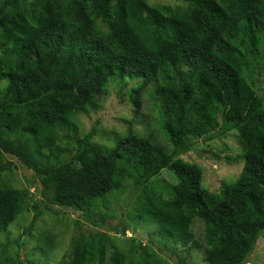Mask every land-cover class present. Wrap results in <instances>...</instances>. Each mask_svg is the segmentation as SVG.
Here are the masks:
<instances>
[{
	"label": "trees",
	"instance_id": "1",
	"mask_svg": "<svg viewBox=\"0 0 264 264\" xmlns=\"http://www.w3.org/2000/svg\"><path fill=\"white\" fill-rule=\"evenodd\" d=\"M179 1L0 0V180L8 173L9 181L0 184V235L33 213L30 238L54 206L84 221L58 264H160L138 225L179 264L195 251L203 264L254 263L264 234V0ZM113 84L143 127L162 128L167 147L133 127L106 147L94 144L95 129L79 137V116L101 109ZM143 99L152 111L141 116ZM231 132L242 147L235 160L245 164L235 182L211 192L202 169L181 157ZM63 141L76 147L73 156ZM17 165L41 189L12 186ZM164 172L175 179L168 192L153 182ZM124 195L123 207L107 212ZM9 247L0 248V264H40Z\"/></svg>",
	"mask_w": 264,
	"mask_h": 264
},
{
	"label": "rangeland",
	"instance_id": "2",
	"mask_svg": "<svg viewBox=\"0 0 264 264\" xmlns=\"http://www.w3.org/2000/svg\"><path fill=\"white\" fill-rule=\"evenodd\" d=\"M153 4H166L171 6L183 5L179 0H150ZM262 81V79H259ZM129 84H133V88L140 86L139 80H127ZM261 83V82H260ZM262 85V83H261ZM130 86L128 85V88ZM126 88V91L128 90ZM156 85L150 86V89L154 90L155 103H162L161 96L156 91ZM132 89V88H131ZM158 104L156 105L158 107ZM151 102L144 100L141 104V116L146 115L152 111ZM157 112V111H156ZM154 112V114H156ZM126 120V121H125ZM127 121L131 122L129 124ZM79 137L82 138L84 135L90 133L91 129H95L96 136L93 142L97 146L106 147L114 134L119 136L122 133L140 129L144 136L149 135L152 132V139L160 142L164 147H167L166 139L162 135V128L154 126L153 129L148 126L143 127V121L138 119L134 115V107L129 94L124 93L120 90V87L116 85L111 86V93L106 101H102L101 109L92 114H84L79 116ZM149 132V133H148ZM72 141V139H70ZM70 141H63V149L66 151L67 156L71 157L74 154L73 149L76 147ZM192 142H196L193 140ZM105 149V148H104ZM242 147L238 140L237 133H228L222 139H216L208 142H200L196 148L197 152H190L183 155L181 158L188 163L196 164L203 171V185L209 189L211 192H220L225 185L231 182H235L240 176L245 162L242 160L236 161V157L240 154ZM218 155V156H217ZM64 159V158H63ZM234 161H233V160ZM236 159V160H235ZM16 163V162H15ZM44 165H47L44 164ZM8 173H5L0 180L7 182ZM12 180V186L16 189L27 188L31 189L32 192H36L41 189L40 179L32 171L22 169L21 166L13 168V172L9 176ZM175 179L171 173L164 172L162 177L158 180H153L155 182L156 188L163 192H168L171 190L172 184ZM9 183V181H8ZM34 194V193H32ZM127 195L122 197H115L110 199L112 204L110 210L107 212H112L114 208L123 207L124 202H126ZM44 204H48L46 200L42 201ZM118 202V205L116 203ZM45 211V215L42 219L37 221L36 228L32 233L30 238L24 235V230L28 227L29 223L33 220V213L25 214L19 217V219L13 223L9 228L0 235V248H4L6 245H10L8 252L10 255H16L20 251L21 260H27V257H32L33 259L40 262V264H58L65 253L71 249V242L73 237L77 234L76 230L78 228L77 222H84L82 219L78 218L77 213L69 210H63L51 206L50 209ZM83 214V212H78ZM90 215L89 213H87ZM113 223V222H112ZM114 225V224H112ZM149 225V224H147ZM84 226V225H83ZM85 229L87 226L85 224ZM139 228V240H143V244H148L155 250L158 255L160 264H179L171 249H163L161 247L153 246L152 240L154 239L150 235L149 227H144L138 225ZM204 225L197 222L194 230L195 233L201 237ZM144 229V230H142ZM21 244L17 246L15 241L21 236ZM128 238L136 237L133 233H127ZM122 245L126 247L130 246L128 240L123 237H116ZM35 249L36 254L33 253ZM32 252V253H31ZM8 253L5 254V257ZM182 259L186 258V254H181ZM4 257V256H3ZM204 253L202 251L193 252V256L185 260V264H203ZM253 264H264V234L259 239L256 248L251 257Z\"/></svg>",
	"mask_w": 264,
	"mask_h": 264
}]
</instances>
